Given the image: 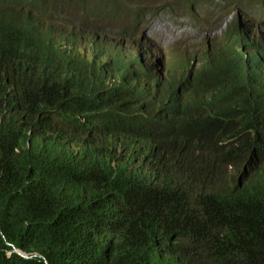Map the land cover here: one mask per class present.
Returning a JSON list of instances; mask_svg holds the SVG:
<instances>
[{
	"label": "trees",
	"instance_id": "obj_1",
	"mask_svg": "<svg viewBox=\"0 0 264 264\" xmlns=\"http://www.w3.org/2000/svg\"><path fill=\"white\" fill-rule=\"evenodd\" d=\"M105 1L112 5L103 8L106 3L99 0L90 10L86 0H0V69L15 67L17 58L7 44L39 40L37 30L43 24L65 31L76 46L87 26L96 27L98 20L116 28L145 24V9L133 14L124 0ZM207 1L214 3L163 0L161 10L178 7L192 17ZM221 1L263 17L264 0ZM23 6L40 14L43 24L34 15H24ZM254 42L245 29L239 37L228 34L208 55L201 73L192 74L183 58L156 90L137 89L151 124L168 132H190L193 143L221 139L232 117L250 113L254 90L264 91V78L255 67L264 66V50ZM101 53L111 60L106 62L109 70L126 65L122 51ZM95 69L94 64L79 63L82 77ZM36 100L26 95L20 108L0 102V264H195L201 257L215 264H264V166L256 174L241 175L238 182L218 158L200 153L173 160L174 166L162 173L155 168L143 174L139 169L136 174H102V151L97 148L109 141L83 137L64 139L59 146L49 128L42 129V124L50 125L47 120L27 110ZM47 147L53 153L45 159L41 152ZM66 148L75 150L59 154ZM109 201L130 217L133 230L140 228L134 219L162 214L166 231L178 236L162 238L164 249L158 241L144 248L133 238L124 240L126 226L106 216ZM13 247L29 257L16 254Z\"/></svg>",
	"mask_w": 264,
	"mask_h": 264
},
{
	"label": "clouds",
	"instance_id": "obj_2",
	"mask_svg": "<svg viewBox=\"0 0 264 264\" xmlns=\"http://www.w3.org/2000/svg\"><path fill=\"white\" fill-rule=\"evenodd\" d=\"M86 4L90 10L96 6L93 0H86ZM2 7L3 4L0 3V9ZM21 8L24 15H34L42 22L40 14L26 6ZM235 11L234 17L242 15V11L236 7ZM244 12L247 17H253L248 25L256 27V32L249 31L252 27L249 28L247 24L238 25L233 20L225 24L224 31L214 42L208 41L204 36L203 47L197 40L186 44L190 57L183 51L182 46L181 53L173 64L164 63L163 53L160 51L156 54L159 49H148L147 52L141 51V48L124 50L122 46L99 38L94 33L103 29L97 27L87 26L84 38L79 37L81 40L76 46L70 43L65 31L51 29L42 22L43 28L37 30L39 40L11 42L5 47L17 59L13 71L0 69V102L4 107L20 108L26 95L36 96L37 100L27 110H34L47 120L50 125L42 124V129L49 128L51 136L59 141V146L64 139L73 142L83 137L109 141L97 148L102 151V174L107 170L136 174V169L143 174L155 168L162 173L165 167L174 166L173 160H183L186 156L203 153L215 160L218 158L222 169L234 174L239 182L241 175L256 174L258 167L264 166L263 90H254L252 110L249 114L232 117L229 131L217 142L206 143H193L191 133L187 131L168 132L153 126L141 107L142 97L140 94L136 95V90L141 87L156 90L169 68L177 65L183 58H187L192 74L203 69L207 65L208 55L225 42L228 34L239 37L245 29L250 38L255 40L252 45L264 50L262 19L250 12ZM11 16L14 20L17 19L15 14ZM54 23L65 25L59 21ZM129 37L131 45L136 44L134 35L130 34ZM103 49L111 51L113 55L115 51H122L126 65L119 71L114 68L109 70L106 62L111 60L101 53ZM141 53L145 56L142 57ZM144 60L152 61V64ZM79 63L85 66L94 64L96 69L86 72L82 77L79 75ZM255 67L261 78H264V66ZM146 71L150 74L145 75ZM27 145H30L29 140ZM51 149L44 148L42 157L47 159V156L53 153ZM66 150L75 149L66 148L58 152L65 154ZM79 166L78 163L75 168ZM105 203L106 216L113 221L123 222L126 226L125 236L122 237L124 240L133 238L135 244L144 245V248L146 245H155L158 241L164 249L162 238L166 241L178 236L177 232L166 231L167 221L162 214L154 216L151 220L134 219L133 222L140 227L135 231L129 226L130 217L121 212L113 201ZM195 264L215 263L211 259L201 257Z\"/></svg>",
	"mask_w": 264,
	"mask_h": 264
},
{
	"label": "rangeland",
	"instance_id": "obj_3",
	"mask_svg": "<svg viewBox=\"0 0 264 264\" xmlns=\"http://www.w3.org/2000/svg\"><path fill=\"white\" fill-rule=\"evenodd\" d=\"M103 1L106 3L103 8L112 5L111 2ZM93 2H95L96 6L100 5L99 0H93ZM208 2L201 6L200 9H195L192 17H189L186 11L180 10L178 7L173 9L166 7L167 10L173 11L172 13L167 10H161L164 4L163 0H124V3L132 8L133 14L138 13L140 9L146 10L145 24L138 25L136 28H116L98 20L94 25L99 29H103V31H97L94 35L122 46L124 50L141 48V51L147 52L148 49H159L156 54H159L160 51L163 53L164 63L173 64L179 57L182 46L183 51L190 57L191 54L189 49L185 47L186 44L189 45L193 40H197L203 47V37L206 36L208 41L214 42L215 38L224 31L226 23L229 24L235 20L238 25H241V23L248 25L253 20V17H247V13L244 11L241 12L242 15L234 17L236 14L235 7L226 6L221 0H214V3L210 4ZM103 8L101 9L103 10ZM154 9L160 10L156 14L151 15ZM262 9L261 29L264 28V2ZM248 27H252L249 31H257L256 27L250 25ZM130 34L135 37L136 44L134 45H131ZM141 56L143 57L145 54L141 53Z\"/></svg>",
	"mask_w": 264,
	"mask_h": 264
},
{
	"label": "water",
	"instance_id": "obj_4",
	"mask_svg": "<svg viewBox=\"0 0 264 264\" xmlns=\"http://www.w3.org/2000/svg\"><path fill=\"white\" fill-rule=\"evenodd\" d=\"M13 251L15 252V253H17L18 255H20V256H22V257H28L26 254H24L23 252H20L19 250H17V249H15V247L13 248Z\"/></svg>",
	"mask_w": 264,
	"mask_h": 264
},
{
	"label": "bare ground",
	"instance_id": "obj_5",
	"mask_svg": "<svg viewBox=\"0 0 264 264\" xmlns=\"http://www.w3.org/2000/svg\"><path fill=\"white\" fill-rule=\"evenodd\" d=\"M144 61L152 64V61H147V60H144Z\"/></svg>",
	"mask_w": 264,
	"mask_h": 264
}]
</instances>
